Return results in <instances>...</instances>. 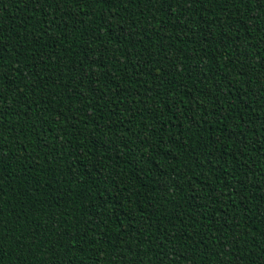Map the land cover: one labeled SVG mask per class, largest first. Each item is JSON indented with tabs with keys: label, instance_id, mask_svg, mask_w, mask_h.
Returning a JSON list of instances; mask_svg holds the SVG:
<instances>
[{
	"label": "trees",
	"instance_id": "obj_1",
	"mask_svg": "<svg viewBox=\"0 0 264 264\" xmlns=\"http://www.w3.org/2000/svg\"><path fill=\"white\" fill-rule=\"evenodd\" d=\"M0 264H264V0H0Z\"/></svg>",
	"mask_w": 264,
	"mask_h": 264
}]
</instances>
